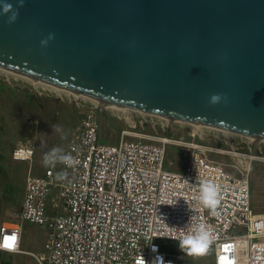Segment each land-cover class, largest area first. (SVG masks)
I'll return each instance as SVG.
<instances>
[{
  "label": "water",
  "instance_id": "obj_1",
  "mask_svg": "<svg viewBox=\"0 0 264 264\" xmlns=\"http://www.w3.org/2000/svg\"><path fill=\"white\" fill-rule=\"evenodd\" d=\"M0 68L264 137V0H0Z\"/></svg>",
  "mask_w": 264,
  "mask_h": 264
},
{
  "label": "built area",
  "instance_id": "obj_2",
  "mask_svg": "<svg viewBox=\"0 0 264 264\" xmlns=\"http://www.w3.org/2000/svg\"><path fill=\"white\" fill-rule=\"evenodd\" d=\"M95 104L89 102L63 149L78 160L75 167L57 163L38 175L28 169L20 205L13 213L15 222L0 224V251L28 253L37 264H188L181 253L163 251L157 240L178 241L166 235L180 236L189 224L204 223L215 237L211 264H264V212L253 211L249 199L252 164L264 161V155L235 149L258 143L237 134L245 140L213 139L230 148L165 134L148 142L142 140L144 133L127 128L120 130L116 143L102 142ZM115 111L116 117L135 127L129 109ZM138 123L148 122L141 118ZM167 144L187 151L182 171L162 167ZM33 151L32 145H15L10 156L30 164ZM206 152L243 158L246 163L239 168L211 159ZM57 173H65L63 179H57ZM204 179L222 186L215 214L199 200V181ZM24 221L44 228L41 254L21 249Z\"/></svg>",
  "mask_w": 264,
  "mask_h": 264
},
{
  "label": "rangeland",
  "instance_id": "obj_3",
  "mask_svg": "<svg viewBox=\"0 0 264 264\" xmlns=\"http://www.w3.org/2000/svg\"><path fill=\"white\" fill-rule=\"evenodd\" d=\"M35 81L0 68V165L3 168V175L7 177L6 184H10L11 187L14 186L19 191L23 189L24 178L28 173V169L30 168L32 174H40L44 169L42 164L43 155L54 147L64 149L69 134L79 123L81 114L89 106V102L95 104L90 97L83 94H76L73 91ZM98 102L101 103L98 107L93 105L98 120V132L100 136L102 134L107 135L109 143L117 142L122 128L144 133L145 136L142 137V140L148 142L155 141L157 136L163 135L165 132H168V135L174 138L226 148H230V145L214 142L213 139L223 137L230 139V141H238L240 138L245 140L244 137L238 138L239 135L237 136L235 133L225 130L203 125L196 126L192 123L169 118L166 122V117L135 111L127 106L122 107L127 108L125 111L129 109L130 119L134 121L135 126L132 127L122 117L115 116V109L103 106L101 101ZM108 105L112 106L111 104ZM141 118L148 123H144L143 126L140 125L138 120ZM52 126L58 127L61 131H54ZM192 130L199 131L200 136H190L189 133ZM62 136L66 138L62 139ZM126 138L133 137L126 136ZM252 138H250L251 141L264 148V139L255 140V137ZM15 145H32L34 153L30 164L28 161L13 160L11 158L10 152ZM254 146L250 149L243 146L235 147V149L264 155V150H258L256 149L257 146ZM206 154L209 158L217 161L227 164L235 163L239 168H243L246 163L243 158L238 159L234 156L216 152H206ZM187 156L188 153L184 148L167 144L162 167L171 171H182ZM229 169L237 174L232 168ZM18 192L14 194L15 197H9L10 191L8 190L5 198L0 192V224L16 220L13 213L18 209L22 195ZM249 199L253 211L264 212V161H254L252 164L249 178ZM22 238V248L32 250L38 254L43 252L45 239L43 227L24 221L22 223ZM157 241L163 251L181 253L188 264L212 263V245L204 255L188 256L180 251L178 241L168 239H158ZM0 254L1 260L9 259L13 264H37L35 259L31 258L32 256L28 253L22 255L23 262L22 260L18 262L19 255L17 254L9 255L4 251H0Z\"/></svg>",
  "mask_w": 264,
  "mask_h": 264
},
{
  "label": "clouds",
  "instance_id": "obj_4",
  "mask_svg": "<svg viewBox=\"0 0 264 264\" xmlns=\"http://www.w3.org/2000/svg\"><path fill=\"white\" fill-rule=\"evenodd\" d=\"M221 95L213 94L210 102L215 104L220 102ZM54 131H61L58 127L52 126ZM65 139V136L61 137ZM63 164L68 168L75 167L78 160L71 154L65 153L61 147H54L43 155L42 164L44 167H55ZM65 173H57V179H63ZM199 200L213 214L223 198L222 186L219 183L204 179L199 181ZM179 242V249L184 255L200 256L206 254L212 245L215 237L211 227L204 223L189 224L187 231L180 236L166 235ZM164 237V236H161ZM168 264H172L171 261Z\"/></svg>",
  "mask_w": 264,
  "mask_h": 264
},
{
  "label": "trees",
  "instance_id": "obj_5",
  "mask_svg": "<svg viewBox=\"0 0 264 264\" xmlns=\"http://www.w3.org/2000/svg\"><path fill=\"white\" fill-rule=\"evenodd\" d=\"M165 135H168V132H165ZM3 168L2 166L0 165V173H1V177H0V192L1 194L3 195V197L5 198L7 195H6V192L9 190L10 191V195L9 197H12L14 196V194H16L19 190H16V188L13 186L11 187V185L9 184H6V181H7V177L3 175ZM8 186H9V189H8ZM22 191L20 190L18 193L22 194L21 193ZM15 197V196H14ZM12 199V198H11ZM1 256V254H0ZM0 264H13L11 262V260L7 259V260H1L0 259Z\"/></svg>",
  "mask_w": 264,
  "mask_h": 264
},
{
  "label": "bare ground",
  "instance_id": "obj_6",
  "mask_svg": "<svg viewBox=\"0 0 264 264\" xmlns=\"http://www.w3.org/2000/svg\"><path fill=\"white\" fill-rule=\"evenodd\" d=\"M12 72V71H11ZM13 73H16V72H13ZM16 74H19V73H16ZM20 75V74H19ZM33 80H36V79H33ZM35 82H41V83H45V82H42V81H40V80H36ZM46 84H48V83H46ZM51 85V84H50ZM52 86H54V85H52ZM57 87V86H56ZM66 90V89H65ZM69 91H71L72 92V90H69ZM74 92V91H73ZM76 94H80V93H78V92H75ZM86 96V95H85ZM87 97V96H86ZM88 97H90V99H92V101H94L95 103H97L98 105L100 104L101 105V103H99L98 101H101L102 102V104H103V101L102 100H100V99H98V98H96V97H91V96H88ZM93 99H95V100H93ZM108 104H111L112 106H110V105H108ZM106 106H108V107H110V108H112V109H115V110H119V111H124V112H126L125 111V109H127V108H122V107H125L124 105H120V104H117V103H112V102H109V103H106ZM118 106V107H117ZM163 117H166V116H163ZM166 118H168V117H166ZM192 124H195L196 126H201L202 124L201 123H196V122H193ZM250 138H252V136H250ZM253 139V138H252ZM260 139H264V137H258V139H255V140H260Z\"/></svg>",
  "mask_w": 264,
  "mask_h": 264
},
{
  "label": "crops",
  "instance_id": "obj_7",
  "mask_svg": "<svg viewBox=\"0 0 264 264\" xmlns=\"http://www.w3.org/2000/svg\"><path fill=\"white\" fill-rule=\"evenodd\" d=\"M99 133V132H98ZM99 137H100V141H102V142H107V143H109L108 142V140H109V138H108V136L107 135H104V134H102L101 136L99 135ZM119 140V139H118ZM117 140V141H118ZM13 222H15V220L13 221ZM13 222H9V223H13ZM23 223V222H22ZM21 230H22V224H21ZM22 234H21V241H20V247H21V243H22ZM21 249L23 250V251H26V252H33V253H35V254H38V253H36V252H34V251H32V250H27V249H24V248H22L21 247ZM12 254H17V255H19L18 256V262L20 261V260H22V262H23V259H22V255L24 254L23 252H21V253H9V255H12ZM31 258H33V257H31ZM28 262V261H27Z\"/></svg>",
  "mask_w": 264,
  "mask_h": 264
},
{
  "label": "snow or ice",
  "instance_id": "obj_8",
  "mask_svg": "<svg viewBox=\"0 0 264 264\" xmlns=\"http://www.w3.org/2000/svg\"><path fill=\"white\" fill-rule=\"evenodd\" d=\"M12 239L14 240L15 238L13 237ZM9 246H11V245H9Z\"/></svg>",
  "mask_w": 264,
  "mask_h": 264
}]
</instances>
